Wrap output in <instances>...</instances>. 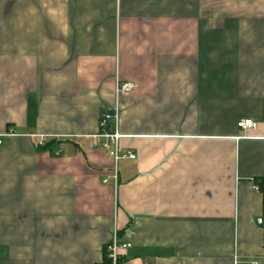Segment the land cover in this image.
<instances>
[{
  "label": "crops",
  "instance_id": "1",
  "mask_svg": "<svg viewBox=\"0 0 264 264\" xmlns=\"http://www.w3.org/2000/svg\"><path fill=\"white\" fill-rule=\"evenodd\" d=\"M1 134L0 264H264V0H0Z\"/></svg>",
  "mask_w": 264,
  "mask_h": 264
},
{
  "label": "built area",
  "instance_id": "2",
  "mask_svg": "<svg viewBox=\"0 0 264 264\" xmlns=\"http://www.w3.org/2000/svg\"><path fill=\"white\" fill-rule=\"evenodd\" d=\"M133 89L134 84L132 82H117L114 88V96L115 98H118L130 93ZM117 123V107L114 106L111 109L104 110L98 119L99 130L94 135V138L99 142V146L113 160V167L110 177L113 180L115 186L118 178V161L123 157H128L131 159L135 157L132 153H120L119 140L122 135L117 130ZM237 126L243 130L253 129L256 127V123L251 119H241L237 122ZM5 135L6 134H1L0 137ZM106 181L107 179H103V183H106ZM129 247V242L120 240L114 233L111 240L103 248L102 262L99 264H120L122 251H125ZM249 264H260V260L258 258H254L249 261Z\"/></svg>",
  "mask_w": 264,
  "mask_h": 264
},
{
  "label": "trees",
  "instance_id": "3",
  "mask_svg": "<svg viewBox=\"0 0 264 264\" xmlns=\"http://www.w3.org/2000/svg\"><path fill=\"white\" fill-rule=\"evenodd\" d=\"M255 184L257 185V189L262 195V216H261V228L263 230V255H264V177L255 180Z\"/></svg>",
  "mask_w": 264,
  "mask_h": 264
},
{
  "label": "water",
  "instance_id": "4",
  "mask_svg": "<svg viewBox=\"0 0 264 264\" xmlns=\"http://www.w3.org/2000/svg\"><path fill=\"white\" fill-rule=\"evenodd\" d=\"M258 224H261V219H259Z\"/></svg>",
  "mask_w": 264,
  "mask_h": 264
}]
</instances>
